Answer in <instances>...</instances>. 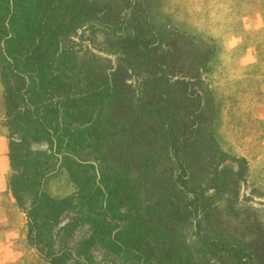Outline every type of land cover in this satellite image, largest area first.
Here are the masks:
<instances>
[{
	"label": "rangeland",
	"instance_id": "rangeland-1",
	"mask_svg": "<svg viewBox=\"0 0 264 264\" xmlns=\"http://www.w3.org/2000/svg\"><path fill=\"white\" fill-rule=\"evenodd\" d=\"M259 1L0 0V264H264Z\"/></svg>",
	"mask_w": 264,
	"mask_h": 264
},
{
	"label": "crops",
	"instance_id": "crops-1",
	"mask_svg": "<svg viewBox=\"0 0 264 264\" xmlns=\"http://www.w3.org/2000/svg\"><path fill=\"white\" fill-rule=\"evenodd\" d=\"M244 20L245 35L243 38L248 40H254L256 38L264 37V15L257 11L250 14H246L242 17ZM254 46L251 42L248 44V49L244 51V54H248L254 57ZM254 111L259 119H264V100L258 102L254 106ZM262 162L264 163V146L261 151ZM10 226V218L8 216L6 208L3 206V198L0 196V228L6 229Z\"/></svg>",
	"mask_w": 264,
	"mask_h": 264
},
{
	"label": "trees",
	"instance_id": "trees-1",
	"mask_svg": "<svg viewBox=\"0 0 264 264\" xmlns=\"http://www.w3.org/2000/svg\"><path fill=\"white\" fill-rule=\"evenodd\" d=\"M259 2H260L261 4H258V7H260V8H259V10H257V11L263 13L262 2H261V1H259ZM250 5L252 6V5H255V4L251 3ZM261 8H262V9H261ZM263 15H264V13H263Z\"/></svg>",
	"mask_w": 264,
	"mask_h": 264
}]
</instances>
